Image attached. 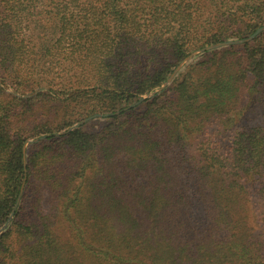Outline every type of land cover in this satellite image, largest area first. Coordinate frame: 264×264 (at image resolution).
<instances>
[{
    "label": "trees",
    "instance_id": "1",
    "mask_svg": "<svg viewBox=\"0 0 264 264\" xmlns=\"http://www.w3.org/2000/svg\"><path fill=\"white\" fill-rule=\"evenodd\" d=\"M263 13L264 0H244L235 8L227 0H0V73L19 84L36 78L48 87L67 67L74 72L78 67L80 78L92 84L73 95V103H67L71 110L79 117L113 112L121 107L110 103L113 96L154 90L183 56L217 42L221 36L211 39L210 18L224 23L223 35ZM138 35L165 47L153 70L148 60L158 59L155 50L143 58L147 72L142 75L122 67L130 63L122 60L123 45ZM114 51L125 71L108 61ZM208 55L189 65L156 104L161 116L174 121L167 145L155 135L143 139L138 114L129 111L110 117H125V126L95 147H82L72 139L75 131L68 134L69 147L31 152L20 201L0 234V264H264V133L236 131L221 154L201 147L186 164L180 159L190 154L181 144L191 137L187 132L226 114L247 80L231 59L214 63ZM87 65L93 70L87 72ZM1 93L0 226L23 178L20 150L3 147L7 121L15 114L32 116L30 109L13 112L9 104L20 99L4 103ZM129 142L135 147H125ZM178 172L190 180H178ZM254 192L263 200L254 217L263 224L259 233L249 225L256 210L246 205ZM192 199L207 217L201 230L189 223ZM59 223L67 238L54 229Z\"/></svg>",
    "mask_w": 264,
    "mask_h": 264
},
{
    "label": "rangeland",
    "instance_id": "2",
    "mask_svg": "<svg viewBox=\"0 0 264 264\" xmlns=\"http://www.w3.org/2000/svg\"><path fill=\"white\" fill-rule=\"evenodd\" d=\"M243 1L227 0V4L229 8H235ZM208 11L209 9L203 13L204 19L207 17ZM212 21L210 28H213L211 32L213 38L211 39H218L221 36L217 42L196 48L183 56L166 79L154 90L139 94L138 97L137 95L113 96L110 103L115 105L116 108L121 106L113 112H95L79 117L75 109L71 110V106L67 103L72 102L73 95L80 93V89H86L92 84L89 79L80 78L81 71L78 67L75 68V72L74 69L67 67L68 71H66L63 78H57L51 86H48L49 88L51 87L50 92L46 84L35 82L37 81L36 78L31 80L22 79V82L20 81L21 84H19V80L2 77V73H0V89L3 91L1 97L4 103L7 102L8 98L15 97L20 100L11 101L9 104L12 106L13 112L18 113L20 108L30 109L32 112V116L28 118L22 117L25 114L14 118L15 114L11 116L10 121H7L9 124L6 128V135L4 136L6 143L3 147L9 148L10 151L11 149L20 150L23 178L16 202L6 221L0 226V234L9 226L14 211L18 206L28 176V158L31 152L38 147H69L71 137L68 134L75 131L79 133L72 139L77 138V143L82 144V147H95V144L102 137L111 136L124 128L125 117H118V119L114 120H111L110 117L118 116L121 112L128 113L129 111H134L138 114L137 118L140 123H137L136 128L142 130L143 139L144 136L151 137L155 135L161 141L165 140L167 145L169 141L167 132L169 130L172 131L174 121L169 117L161 116L158 112L160 106L157 107L156 104L165 99L162 95L165 89L171 86L173 81L181 78L189 65L201 61L207 54H209L208 56L214 63L220 62L225 57L228 60L231 59L229 63L233 64V67L243 68V72H246L247 80L242 82L240 91L237 93L238 96H236L237 102L230 106V110L226 114L221 117H210L209 120L204 121L200 129L197 128L195 131L189 130L187 132V135H191V137L184 138L181 144L184 145L190 154L185 153L180 159L186 164V158L189 155L195 156L196 153L198 154L201 147H204L208 153L221 154L230 148L236 131L258 128L260 132L264 133V13L262 15H254L250 19H243L242 22L235 24L234 28L223 35H220V33L224 23L221 20L210 18V22ZM223 32L225 33V31ZM144 37L145 35H138L134 41L130 39L125 42L122 51L127 56L123 59L121 58L122 60H127V62L130 60V63L128 62L122 67L129 65L132 73L141 75L147 72L143 68L144 63L141 61L144 57L151 58L152 48L158 58L157 60H148L153 66L152 70L155 66H159L158 61L161 60L165 50L163 45L157 44L153 40L144 39ZM114 53L117 54L115 51ZM116 54L114 57H110L108 61L116 65L117 71H125L119 62L120 58L117 57L119 54ZM93 68V65H87V72L93 70ZM57 93H60L59 96H55ZM120 98L122 99L121 101L118 100ZM152 101H155V104L148 106ZM27 119L28 121L25 122ZM150 124L152 128H149ZM51 135V138H47V136ZM66 135L68 137L62 143L59 144L60 141L50 143ZM44 143L47 145H44ZM74 147L78 146L74 145ZM125 147H135V144L129 142L126 143ZM142 147H145L144 143ZM89 157L93 158L94 155L90 153ZM177 179L185 182L190 180V176L178 172ZM50 196L52 197V194ZM261 202H263L262 197L257 192H254L246 203L247 207L251 208V212L256 210L249 221V225L254 228L256 233H259L263 228L261 220L259 219V222H257L254 219L256 213L263 209ZM45 207L51 210L52 205L45 204ZM188 218L190 225L195 227L196 230L203 229L207 217L199 201L191 200ZM53 227L60 233L59 235L62 238L68 237V230L64 224H54Z\"/></svg>",
    "mask_w": 264,
    "mask_h": 264
}]
</instances>
